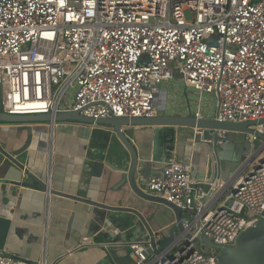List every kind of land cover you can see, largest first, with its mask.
<instances>
[{
	"label": "built area",
	"instance_id": "2783aa9c",
	"mask_svg": "<svg viewBox=\"0 0 264 264\" xmlns=\"http://www.w3.org/2000/svg\"><path fill=\"white\" fill-rule=\"evenodd\" d=\"M173 81L198 93L197 119L264 121V0H0V112L149 118ZM249 129L264 135V123ZM247 137L252 150L226 180L197 177L193 162L165 150L143 191L181 208L183 230L167 225L176 230L162 248L169 235L135 223L127 264H220L198 238L235 247L264 217V140L256 149L259 137ZM0 264L34 263L0 251Z\"/></svg>",
	"mask_w": 264,
	"mask_h": 264
},
{
	"label": "crops",
	"instance_id": "0c3cea01",
	"mask_svg": "<svg viewBox=\"0 0 264 264\" xmlns=\"http://www.w3.org/2000/svg\"><path fill=\"white\" fill-rule=\"evenodd\" d=\"M181 88L179 81L163 85V89L172 95ZM177 107L181 108L168 106L162 114L188 116L197 110L196 104L193 112L188 105ZM48 126L47 123H29L25 127L0 123V144L14 156L30 137L29 150L17 159L40 179L49 178L52 189L109 207L135 208L146 218L144 203L130 192L122 171L106 167L101 178L92 174L96 161L110 162L119 169L129 165L128 153L107 127L86 126L90 132L78 135L74 130L82 129V126ZM131 130L130 139L144 165V170L136 174L142 190L146 188L147 178L159 170L166 149H171L180 159L193 162L197 177L217 178L209 144L202 142L194 130L179 128L174 129L173 134L149 127ZM51 132H54L53 140ZM171 138L172 143H165V139ZM0 163L1 181L11 164L2 155ZM228 177H221V180ZM24 182L36 185L31 178H25ZM0 215L11 221L2 251L16 259L29 263L45 260L48 264H94L91 258L76 259L77 255L85 254L97 257L98 264H127L131 261L128 242L136 235L137 228L134 223L137 219L131 213L106 211L63 196L53 198V203L48 206L44 193L23 184L0 182ZM167 225L169 223L164 227Z\"/></svg>",
	"mask_w": 264,
	"mask_h": 264
},
{
	"label": "water",
	"instance_id": "95a60500",
	"mask_svg": "<svg viewBox=\"0 0 264 264\" xmlns=\"http://www.w3.org/2000/svg\"><path fill=\"white\" fill-rule=\"evenodd\" d=\"M48 121L50 123L70 121V122H87V123H97L101 125H111L114 127V136L119 137V139L127 147L129 165L125 168L119 169L118 167L112 165L110 162L96 161L93 163L92 174L96 177H102L103 171L106 167L114 169L117 171H122L126 178V184L129 187L130 192L148 204H159L164 205L170 211L174 213L175 219L178 223V229L183 230L181 223V208L176 205L169 203L163 198L155 197L145 193L137 183L136 174L137 172L144 170V165L139 161V155L137 148L132 143L129 134L132 132L131 128L136 127H149L154 129H165V128H187L192 129L200 135L202 142L209 144V150L212 152L215 163H216V175L217 180L222 177V167L221 160L218 153L219 145V135L218 131L224 132H235V133H252L264 140V135L257 131L249 129L251 126H256L257 124H263L264 121L259 122H247V123H226L219 122L212 118L197 119L193 115H167L159 114L154 117L149 118H118L111 117L105 120H94L91 118L83 117L78 112L69 113H57L55 115L43 114V115H8L0 112V123L8 124H18V123H34ZM125 128H130L126 130ZM129 130L131 131L129 133ZM213 132V133H212ZM133 134V132H132ZM130 134V135H132ZM31 138L29 137L27 143L16 151L15 155L12 156L7 153L0 144V155L4 156L11 166L6 170V175L0 182L7 184H23L24 187H28L39 191L41 193H46L49 196L55 197H65L74 200H79L91 206H96L106 211L111 212H122L131 213L137 219L134 223H140L147 230L149 235L153 236V230L148 223L145 216L135 208L129 207H109L98 202L86 199L84 197H76L73 195L60 194L51 186L45 182V180L37 177L30 169L26 167L22 162H20L17 157H20L27 153L30 147ZM1 164V163H0ZM3 165V164H2ZM1 165V166H2ZM234 172V171H233ZM25 178H31L35 181L36 185L25 184ZM125 184V183H124ZM60 195V196H59ZM53 198L50 200V204L53 203ZM206 199H204L205 201ZM11 221L8 218L0 215V251L4 250L5 243L7 240L8 232L10 229ZM176 228L172 227L168 237H165L161 242V247H167L174 238V232ZM208 246L219 250V260L220 264H264V217L256 222L254 225L246 229L236 241L235 247H223L215 245L212 241L208 239L198 238Z\"/></svg>",
	"mask_w": 264,
	"mask_h": 264
},
{
	"label": "rangeland",
	"instance_id": "374dc122",
	"mask_svg": "<svg viewBox=\"0 0 264 264\" xmlns=\"http://www.w3.org/2000/svg\"><path fill=\"white\" fill-rule=\"evenodd\" d=\"M186 17L188 20L192 19V14L190 11L186 12ZM208 43L210 45H215L216 38L209 39ZM197 100L198 93L185 87L179 89L176 94L172 95V93H167V91H165L162 86L159 88L157 105L159 107L160 114L164 113L165 110L168 109V106L181 108L177 107V105H188L190 107V110L193 112ZM202 103L204 105V111H206V113L210 116L214 115L216 106L214 100L211 97H203ZM68 124H71L72 126L83 127L82 129L74 130L78 135H86L90 132L89 128L85 125H80L75 122L65 123V125ZM188 134L191 135L189 131ZM261 142V139L258 138V140L255 142L256 149L261 145ZM251 150L252 145L248 141L247 133L227 132L226 141L218 145V153L220 156L222 167V178L225 179L226 177L231 175V173H235L238 170L243 159L248 154H250ZM137 205L140 206L141 204L137 202ZM158 205L159 204H152L149 206L147 203L143 205L145 206L146 219L149 221L153 231H161L163 235H169L171 228H166V226L164 227V225L168 223L169 225L173 224V222L175 221L174 213L170 211V209H168L166 206ZM138 230L139 229H135V232L137 233ZM83 258H91V262H93L94 264H98L97 257H89L85 254L76 256V259L83 260ZM66 264H68V262Z\"/></svg>",
	"mask_w": 264,
	"mask_h": 264
},
{
	"label": "bare ground",
	"instance_id": "6f19581e",
	"mask_svg": "<svg viewBox=\"0 0 264 264\" xmlns=\"http://www.w3.org/2000/svg\"><path fill=\"white\" fill-rule=\"evenodd\" d=\"M70 123V121H61V122H55V123H50V122H48V121H43V122H34V123H47V124H49V125H57V124H65V123ZM78 124H80V125H85V126H99V127H107L108 129H109V132L111 133V134H115V132H114V127L113 126H111V125H101V124H97V123H87V122H77ZM27 124H29V123H18L17 125H19V126H21V127H25V126H27ZM13 125H16V124H13ZM117 140H118V142L121 144V146L125 149V151L126 152H129L128 151V149H127V147L124 145V143L119 139V137H115ZM2 184H7V183H3V182H1ZM139 201H141L142 203H144V204H146V202H144V201H142L141 199H139V198H137ZM148 204V203H147ZM149 205V204H148ZM11 208V206L9 207V209ZM138 210V209H137ZM139 211V210H138ZM139 212H141V211H139ZM142 213V212H141ZM143 215H144V213H142ZM148 221V220H147ZM148 223H149V221H148ZM150 224V223H149Z\"/></svg>",
	"mask_w": 264,
	"mask_h": 264
},
{
	"label": "trees",
	"instance_id": "16d2710c",
	"mask_svg": "<svg viewBox=\"0 0 264 264\" xmlns=\"http://www.w3.org/2000/svg\"><path fill=\"white\" fill-rule=\"evenodd\" d=\"M164 131L166 132V133H169V132H171L172 134H173V132H174V129L173 128H165L164 129ZM167 138V137H166ZM172 143L173 142V138H171V139H165V143Z\"/></svg>",
	"mask_w": 264,
	"mask_h": 264
}]
</instances>
